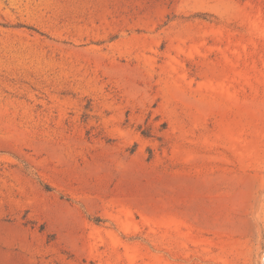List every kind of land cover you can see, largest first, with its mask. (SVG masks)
Here are the masks:
<instances>
[{
    "label": "rangeland",
    "instance_id": "rangeland-1",
    "mask_svg": "<svg viewBox=\"0 0 264 264\" xmlns=\"http://www.w3.org/2000/svg\"><path fill=\"white\" fill-rule=\"evenodd\" d=\"M0 264H264V0H0Z\"/></svg>",
    "mask_w": 264,
    "mask_h": 264
},
{
    "label": "trees",
    "instance_id": "trees-1",
    "mask_svg": "<svg viewBox=\"0 0 264 264\" xmlns=\"http://www.w3.org/2000/svg\"><path fill=\"white\" fill-rule=\"evenodd\" d=\"M144 135H146V133H143Z\"/></svg>",
    "mask_w": 264,
    "mask_h": 264
}]
</instances>
